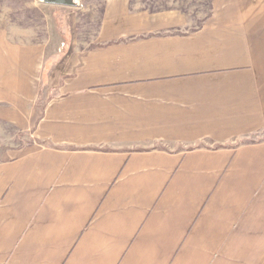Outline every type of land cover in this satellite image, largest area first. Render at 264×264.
I'll return each instance as SVG.
<instances>
[{"label":"crops","instance_id":"1","mask_svg":"<svg viewBox=\"0 0 264 264\" xmlns=\"http://www.w3.org/2000/svg\"><path fill=\"white\" fill-rule=\"evenodd\" d=\"M189 25L106 0L91 45L0 29L33 139L0 154V264H264V0Z\"/></svg>","mask_w":264,"mask_h":264},{"label":"rangeland","instance_id":"2","mask_svg":"<svg viewBox=\"0 0 264 264\" xmlns=\"http://www.w3.org/2000/svg\"><path fill=\"white\" fill-rule=\"evenodd\" d=\"M106 0H72V6L47 4L44 0H0V29L9 30L16 38L31 41L52 39L55 45L80 46L96 41L105 11ZM133 10H179L199 27L211 13L213 0H131ZM57 37V38H55ZM264 139V134L257 139ZM32 137L0 121V154L9 148L28 145Z\"/></svg>","mask_w":264,"mask_h":264},{"label":"water","instance_id":"3","mask_svg":"<svg viewBox=\"0 0 264 264\" xmlns=\"http://www.w3.org/2000/svg\"><path fill=\"white\" fill-rule=\"evenodd\" d=\"M47 4L60 5V6H72V0H44Z\"/></svg>","mask_w":264,"mask_h":264},{"label":"trees","instance_id":"4","mask_svg":"<svg viewBox=\"0 0 264 264\" xmlns=\"http://www.w3.org/2000/svg\"><path fill=\"white\" fill-rule=\"evenodd\" d=\"M131 10L134 11L132 7H131ZM143 10H147V9H143ZM148 11H150V12H156V11H154V10H148ZM211 14H212V11H211V13H210L209 15H211ZM124 41H125V40H124Z\"/></svg>","mask_w":264,"mask_h":264}]
</instances>
